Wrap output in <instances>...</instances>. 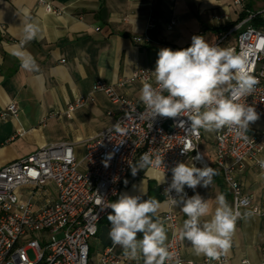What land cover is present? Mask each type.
<instances>
[{"label":"crops","instance_id":"crops-1","mask_svg":"<svg viewBox=\"0 0 264 264\" xmlns=\"http://www.w3.org/2000/svg\"><path fill=\"white\" fill-rule=\"evenodd\" d=\"M47 1L60 13L47 12L37 0H0V114L13 102L19 108L16 117L5 120L0 117V168L40 148L61 142H72L77 158L82 160L87 142L112 126L120 112L103 93L96 92L94 104L77 108L69 118L65 113L78 96L90 94L94 84L104 80L114 85L119 93L142 104L139 97L143 83L128 79L140 68L154 71L161 48H187L194 35L204 36L213 44L220 31L245 17L248 12L264 7V0ZM25 15L37 24L39 32L35 39L21 48ZM150 15L157 19L158 28L148 27ZM217 15L227 16L228 21L218 22L215 19ZM171 18L177 19V25L168 30L167 23ZM221 24L226 27H221ZM145 35L150 41L137 42L134 39ZM236 40L237 33H233L222 47L234 46ZM23 54H30L35 59L39 65L38 72L21 66L19 57ZM121 79L127 81L120 87L117 83ZM108 111L112 113L108 114ZM55 112L61 113V116H51ZM249 131L264 135V121L259 118L250 123ZM204 132L214 141V132ZM262 147L260 157L264 159V139ZM204 158L205 165L196 164L191 158L187 164L215 169L211 185L207 188L198 186L195 190L186 187L189 197L199 193L208 201L209 215L202 220H210L217 207V195L224 194L232 206V193L216 166L215 148L210 159ZM237 177L246 191L253 194L256 202L262 201L264 170L248 161ZM165 178L164 173L151 167H145L135 175L131 170L128 186L113 202L122 194L141 195L143 199L155 197L160 202V208L153 217L155 220L168 209L161 190ZM177 207L182 228L187 217L181 207ZM99 223L98 233L89 243L90 264H100V257L108 247H113L118 255H125L124 250L114 245L109 236L111 224L107 217ZM165 229L168 240L170 233ZM139 238L142 234H138ZM183 247L185 264H202L205 256H197L190 242L184 240ZM226 254L228 264H243V260H248L250 264L262 261L264 218L255 214L242 217L236 223L231 247Z\"/></svg>","mask_w":264,"mask_h":264},{"label":"built area","instance_id":"built-area-1","mask_svg":"<svg viewBox=\"0 0 264 264\" xmlns=\"http://www.w3.org/2000/svg\"><path fill=\"white\" fill-rule=\"evenodd\" d=\"M37 1L47 12L60 13L47 0ZM215 19L228 21L225 15H217ZM176 25L177 19L171 18L167 28L173 30ZM157 26V19L150 15L148 27ZM227 27L217 34L213 45L222 47L229 35L237 33L236 44L227 48L246 61L247 70L257 81L252 92L239 102L254 106L264 121V7L248 12ZM134 39L137 42L150 41L146 35ZM136 80L154 83L152 71L137 69L128 81ZM126 81L121 79L117 84L121 87ZM96 92L103 93L117 106L120 115L113 125L120 122L122 133L114 131L113 125L107 127L87 142L82 160L77 158L72 142H61L40 148L0 168V264H90V240L97 235L99 222L112 212L111 208L102 210L101 207L113 202L128 186L130 165H136L144 153L153 160H162L158 167L148 166L166 176L161 190L168 209L157 219L169 230L168 250L175 253L182 264L187 262L183 255L184 240L179 234L181 217L178 205L171 203L165 190L171 183V169L177 163H187L191 158L194 163L205 165L206 160L200 151L203 130L186 134L185 128L190 123L187 117H157L151 122L143 103L119 93L114 85L104 80H98L90 94L78 96L68 106L66 116L71 118L77 108L94 104ZM18 114L19 108L13 102L0 117L5 120ZM51 116L60 117L61 113L55 112ZM181 119L185 121L184 126H180ZM246 135L247 140L237 137L227 127L214 132L216 166L231 189L232 207L241 213L237 222L247 212L264 218V198L256 202L237 177L248 161L264 170L259 163L264 135L253 134L249 129ZM183 149L187 151L183 152ZM198 155L201 159H196ZM184 193L189 197L186 186ZM169 195L177 198L175 191ZM98 200L102 201L99 206ZM29 251H33V259ZM228 260L227 254H223L219 260L209 261L204 257L202 264H228ZM242 263L250 264L248 260ZM100 264H143V260L141 257L131 260L108 247L100 257ZM167 264L174 262L168 261ZM257 264H264V259Z\"/></svg>","mask_w":264,"mask_h":264},{"label":"clouds","instance_id":"clouds-1","mask_svg":"<svg viewBox=\"0 0 264 264\" xmlns=\"http://www.w3.org/2000/svg\"><path fill=\"white\" fill-rule=\"evenodd\" d=\"M22 24L21 48L35 39L39 32L37 24L31 22L28 15H25ZM19 58L25 70L39 71V65L30 54H23ZM152 74L154 83L144 82L139 97L151 122L157 117H187L190 123L185 128L186 134H196L200 129L212 133L227 127L237 137L247 140L250 123L259 119L254 106L239 102L252 92L257 83L247 70L246 61L231 48L210 44L204 36L194 35L187 48H161ZM179 123L180 126L185 125L183 119ZM113 130L123 132L120 122L113 125ZM186 151L183 149V152ZM196 159L201 157L198 155ZM161 163L159 158L153 160L148 153H144L137 164L130 167L135 175L145 167H158ZM259 163L264 168V159ZM171 171V183L165 193L187 217L180 229V238L190 242L197 256L203 255L209 261L219 260L231 247L241 213L230 206L221 193L216 197L217 207L211 219L202 220L209 215L208 201L199 193L186 197L184 188L187 186L195 190L198 186L209 187L216 175L215 169L180 162ZM173 191L177 198L169 195ZM101 202L97 201L98 206ZM105 208L112 209L107 216L111 224L109 236L129 259L139 260L142 256L143 264H167L168 261L182 264L166 246L167 234L163 223L153 219L160 208V202L155 197L143 199L141 195L122 194L115 202L101 207L102 210ZM138 234H142V238L138 239Z\"/></svg>","mask_w":264,"mask_h":264},{"label":"rangeland","instance_id":"rangeland-1","mask_svg":"<svg viewBox=\"0 0 264 264\" xmlns=\"http://www.w3.org/2000/svg\"><path fill=\"white\" fill-rule=\"evenodd\" d=\"M203 132V139L200 143V151L201 153L207 158L210 159V155L214 154V148H215V143L212 141L211 137H208L204 130ZM29 256L33 259L34 258V253L33 251H29Z\"/></svg>","mask_w":264,"mask_h":264}]
</instances>
